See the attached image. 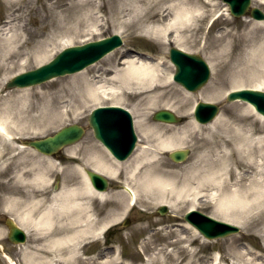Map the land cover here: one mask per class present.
Instances as JSON below:
<instances>
[{
  "label": "rangeland",
  "instance_id": "obj_1",
  "mask_svg": "<svg viewBox=\"0 0 264 264\" xmlns=\"http://www.w3.org/2000/svg\"><path fill=\"white\" fill-rule=\"evenodd\" d=\"M90 1L0 0V121L12 133L10 140L0 132V264H12L11 259L17 264H26L29 251L39 252L46 258H52L54 263L64 264L60 262V256L53 252V248L44 245L51 239L50 236L40 230L37 223L27 220L24 207L46 195L49 197L61 192L69 185L65 182L67 177L75 184L82 182L84 176L79 167L94 170L92 166L98 160L94 161L93 154L95 157L98 153L105 154L107 158L112 157L94 136L88 123L91 110L98 105L124 106L131 110L134 120L146 111L147 124L167 128L170 133H178L189 122L196 121L199 127L187 143L178 147L190 149L187 159L177 162L171 159L169 150L159 153L170 168L186 167L201 154L208 153L209 160L215 162L213 168L228 171L232 182L237 180V175H242L241 183L247 186L253 180L260 179L264 173V119L248 103L226 99L227 92L232 89H264V21L255 20L249 15L233 16L228 3L223 0H149V3L140 2L132 10L127 5L120 8L122 0H99V12L94 13L101 15L99 20L90 16L94 9ZM180 4L195 5L197 8L196 19L192 24L179 25L180 39H175L176 34H173L171 40L160 44L146 34V22L151 19L150 9L157 11ZM252 5L264 9V0H252ZM175 16L172 14L168 20H174ZM115 32L123 36L124 44L114 50L117 51L114 61L106 63L102 58L86 77L80 75L82 70L36 86L6 87L13 75L49 61L63 47ZM53 37L57 39L49 45L47 58L28 57L44 41L52 40ZM174 45L201 54L211 65L209 81L199 90L190 91L195 98L181 103V110L177 107L172 110L164 105L144 110L139 104V97L127 88L117 93L119 98H107L116 94L110 91L112 80L108 69L114 70L115 62L125 59L127 52L134 54L150 50L158 53L156 50L161 49V55L168 61L165 72L173 76L175 66L170 60L169 49ZM96 75H99V80L109 94L104 96L102 103L81 102L79 99L84 93L80 86L85 78ZM214 80L217 81L216 92L220 100L213 102L221 106L220 112L211 122L199 123L194 117V105L197 101L210 100L198 97V93ZM234 81L240 82L231 84ZM54 95L59 97L58 104L69 110L65 119L44 126L32 121L33 117L40 116L42 112V99ZM164 108L182 116L183 121L166 123L154 120L153 113ZM221 119H225L222 124ZM75 122L85 126L84 137L61 149L57 155L47 156L24 144L26 139L52 134L62 126ZM135 130L139 138L137 147L139 143L149 147L155 144L153 140L141 141L142 129L136 124ZM48 158L57 162V165H48L46 168L48 180L36 184L19 181L20 175L31 178L38 167L45 168ZM111 159L116 160L113 157ZM116 161L119 164L124 162ZM108 178L110 186L105 190L106 193L117 190L126 193L118 178ZM245 190V187H240L241 192ZM13 199L24 202L25 206L15 209ZM111 199L91 200L95 219L102 218L99 209L107 210ZM49 203H39L32 213L33 217H37ZM161 205L163 203H152L149 207L151 213H147L148 208L138 203L122 213L117 221L108 222L99 239L89 237L81 240L80 257L75 264H101V258L109 264H264V204L231 205L232 214L228 217H222L221 210L213 205L174 207L165 204V214L159 212ZM191 208L219 219L228 218L227 221L238 224L241 230L224 238L207 239L185 221L184 214ZM10 216L27 229L26 242L15 244L8 239L9 229L5 221ZM126 218L131 220L129 224L124 223ZM242 250L249 252L250 257L239 256L237 253Z\"/></svg>",
  "mask_w": 264,
  "mask_h": 264
},
{
  "label": "bare ground",
  "instance_id": "obj_2",
  "mask_svg": "<svg viewBox=\"0 0 264 264\" xmlns=\"http://www.w3.org/2000/svg\"><path fill=\"white\" fill-rule=\"evenodd\" d=\"M140 2L149 3L150 1L122 0L120 8L127 5V8L132 10L138 7ZM90 5L91 8H94L91 10L90 16L100 20L101 15L94 14L99 12V0H91ZM176 8L177 10H175ZM196 9L195 5L181 4L167 6L157 11L150 9L151 19L146 22V34L158 40L160 44L170 40L173 34H176L175 39H180L179 25L192 24L196 19ZM114 12L116 13V10ZM172 14H176L175 19L168 20ZM55 39L57 38L53 37L52 40L44 41L32 54H28V57L47 58L49 45L56 41ZM156 51L158 53L150 50L140 54L127 52L125 59L115 62L116 68L114 70L108 69V73H111L110 78L112 80L110 91L116 92V94L107 98L115 100L120 96L117 93L127 88L139 97V104L144 110L160 105L173 110L176 107L180 109L181 103L185 100L195 98V95L190 94L189 90L172 78V74L165 72L168 61L164 59L165 56L161 55V49ZM116 55L117 51L110 52L103 58V61L112 63ZM150 56L153 57V60H150ZM94 65L96 63L85 68L80 75L86 77ZM216 80L201 89L198 97L210 101L220 100V95L216 92ZM239 82L234 81L231 84L236 85ZM80 90L83 91L84 95L79 100L84 103L87 101L102 103L104 96L109 94V91L104 88L99 80V75L93 78H85ZM42 100L43 103L40 102L43 104V109L40 116L32 118V121L37 124L54 125L63 121L65 116L69 114L67 108L64 109L58 104L59 97L57 95ZM250 107L264 119L262 113L256 111L252 105ZM145 115L146 111L141 112L139 119H135V124L142 129L141 141L153 140L155 141L153 146L149 147L139 143L133 154L122 160L124 161L121 162L122 164L112 160L111 156H109L111 158H107L105 154L98 153L95 154L97 155L95 157L93 154L94 161H98L92 168L103 175L118 178L126 193L122 190L106 193L105 190L95 188L85 173L86 167H79L84 176L83 181L79 184H75L76 182L67 177L65 182L69 185L61 192L49 197L46 195L30 206H25L24 202L13 199V207L18 209L25 206L24 215L27 220L31 219L37 223L40 230L50 236L51 239L47 240L44 245L53 248V252L60 256V262L75 264L80 257L81 240L89 237L99 239L100 233L109 223L117 221L122 213L130 207L137 206L138 203L148 208L146 209L147 213H151L149 207L154 202L170 204L174 207L213 205L221 210L222 217H228L227 215L232 214L231 205L239 203L247 205L264 204V173L260 179L253 180L247 186L241 183L242 175H237V180L232 182L228 176V171L223 172L213 168L215 162L209 160L208 153L201 154L196 161L186 167H168V163L163 160L162 156H159V153L176 150V148L178 149L187 143L199 125L196 121H191L182 131L170 133L167 128L147 124ZM224 120L221 119L220 123L222 124ZM0 132L12 140V133L1 121ZM221 160L223 161V158ZM118 161L120 162V160ZM46 162L47 166L45 168L38 167L31 178L20 175L19 181L36 184L48 180L46 168L48 165H57V162L53 158H48ZM240 187H245L246 190L241 192ZM108 197L112 198L110 207L107 210L100 208L98 213L101 212L103 216L95 219V210L92 208L91 200H104ZM45 201H50V203L37 217H33L32 213L37 209L38 204ZM224 219L228 220V218ZM30 252L26 254L28 256L26 264H60L54 263L52 258H46L39 252ZM103 253L106 252L103 251ZM237 254L250 257L249 252H244V250L238 251ZM91 259L93 260V257H90ZM99 262L109 264L104 258H101ZM11 263L17 264L13 259H11Z\"/></svg>",
  "mask_w": 264,
  "mask_h": 264
},
{
  "label": "water",
  "instance_id": "obj_3",
  "mask_svg": "<svg viewBox=\"0 0 264 264\" xmlns=\"http://www.w3.org/2000/svg\"><path fill=\"white\" fill-rule=\"evenodd\" d=\"M225 1L230 4L231 12L236 16L246 14L251 5V0ZM250 14L256 19H264V11L259 7H252ZM122 43L123 39L121 35L115 33L99 40L68 46L48 63L13 76L7 83V87L31 86L55 76L79 71ZM170 56L177 67L174 78L188 89L197 90L209 79L210 66L200 54L190 53L178 47H171ZM234 99L248 101L259 112L264 114V90L256 88L234 90L228 94V100ZM218 111L219 105L212 102L200 101L195 110L196 119L202 123H206L212 120ZM153 117L154 119L168 122L181 121L180 117L168 109L156 111ZM89 124L93 127L95 136L117 158L125 159L133 151L138 137L134 128L133 116L126 108L117 105L98 106L92 110ZM84 132L83 126L74 123L62 127L53 135L29 140L27 143L43 153L52 154L64 145L79 140ZM188 152V150H175L170 155L176 161H179L184 160ZM88 174L95 187L99 189L107 188L108 180L103 175L91 170H88ZM160 211L164 213L166 206L162 205ZM185 218L208 238L225 237L240 230L236 224L219 220L199 210L187 212ZM7 224L11 230L9 234L11 241L24 242L26 240L25 230L13 219H7Z\"/></svg>",
  "mask_w": 264,
  "mask_h": 264
}]
</instances>
